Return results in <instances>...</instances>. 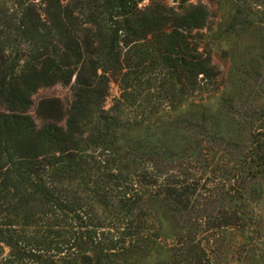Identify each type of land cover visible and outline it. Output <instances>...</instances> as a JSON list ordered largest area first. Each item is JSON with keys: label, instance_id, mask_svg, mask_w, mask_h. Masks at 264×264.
Wrapping results in <instances>:
<instances>
[{"label": "trees", "instance_id": "1", "mask_svg": "<svg viewBox=\"0 0 264 264\" xmlns=\"http://www.w3.org/2000/svg\"><path fill=\"white\" fill-rule=\"evenodd\" d=\"M11 3L0 1V264H124L122 254L143 239L141 188L154 181L123 177L125 156L115 132L139 123L118 107L104 108L100 87L118 79L121 98L129 101L133 82L153 70L160 77L156 91L195 89L199 75L212 70L189 40L204 12L157 2L138 9L135 0H84L78 11L60 0H46L44 7L35 0ZM172 76L177 91L167 81ZM73 78L65 125L37 126L27 112L32 94ZM87 181L98 205L112 209V221L104 224L79 193ZM164 190L166 199L181 202L176 183ZM38 212L46 218L43 229L29 234ZM10 215L22 217L18 228Z\"/></svg>", "mask_w": 264, "mask_h": 264}, {"label": "rangeland", "instance_id": "2", "mask_svg": "<svg viewBox=\"0 0 264 264\" xmlns=\"http://www.w3.org/2000/svg\"><path fill=\"white\" fill-rule=\"evenodd\" d=\"M60 1L78 11L84 0ZM135 1L138 9L157 2L174 11L204 12L189 40L208 57L212 70L199 75L195 89H167L168 96L156 91L159 74L147 65L150 71L141 74V82L132 81L136 86L129 101L121 98L118 79L100 87L104 108L118 107L139 123L115 132L125 156L123 177L143 175L154 181L140 192L143 239L121 259L124 264H264V0ZM6 2L12 6L11 0ZM45 3L35 0L38 7ZM146 79L149 85L143 83ZM73 80L39 87L32 94L27 112L37 126L65 125ZM167 81L178 90L175 77ZM87 182L78 185L79 193L105 218L104 224L112 221V209L98 205L87 191L92 182ZM172 182L180 203L166 199L165 186ZM10 218L16 227L22 221ZM35 218L26 227L29 234L43 229L46 218L39 212ZM7 251L4 247L3 254Z\"/></svg>", "mask_w": 264, "mask_h": 264}]
</instances>
